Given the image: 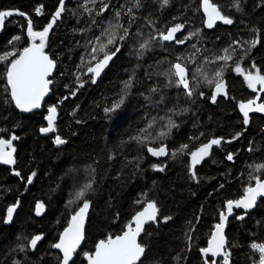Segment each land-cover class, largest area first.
Here are the masks:
<instances>
[{"label":"trees","instance_id":"1","mask_svg":"<svg viewBox=\"0 0 264 264\" xmlns=\"http://www.w3.org/2000/svg\"><path fill=\"white\" fill-rule=\"evenodd\" d=\"M210 1L233 23L208 30L202 0H169L167 5L139 0V7L136 0H67L45 45L56 62L52 95L41 112L24 114L11 98L7 65L33 42L29 20L33 31H43L60 0H0V12L13 13L0 28V57L15 52L8 62L0 61V139L17 137L11 146L15 164L0 165V264H61L53 245L85 201L86 239L71 264H86L85 253L121 234L150 201L159 207V218L140 238L146 247L142 264H205L200 249L207 246L226 202L241 198L255 184L252 177L264 179V170H255L264 164V114L251 112L245 123L240 109L255 99L264 104V90L249 87L244 78L257 70L264 75V0H239L240 10L235 0ZM105 4L107 10L101 11ZM117 22L123 25L117 43L105 51L120 50L94 84L88 68L103 58L97 38L106 43L102 34ZM178 24L183 28L176 39L187 38L185 43L161 38ZM124 29L127 36L120 40ZM252 41L259 42L252 47ZM225 49L233 59L217 61ZM177 62L188 68L191 96L171 75ZM237 63L243 74L236 72ZM221 69L227 95L213 102L214 86L207 80ZM121 100L115 111H105ZM51 107L58 116L54 132L45 136L40 129L48 127ZM169 118L178 127L160 138ZM57 135L66 142L56 144ZM141 135L149 138L142 144L134 139ZM213 139L221 143L193 169L191 152ZM165 144L170 149L166 159L149 156L148 147ZM185 144L187 150L177 151ZM89 183L84 197L77 198ZM17 204L9 220L8 209ZM38 204L45 208L42 217L35 211ZM242 215L229 222V261L256 264L260 253L251 245L264 244V200L247 218L239 219ZM37 235L42 238L32 248Z\"/></svg>","mask_w":264,"mask_h":264},{"label":"snow or ice","instance_id":"2","mask_svg":"<svg viewBox=\"0 0 264 264\" xmlns=\"http://www.w3.org/2000/svg\"><path fill=\"white\" fill-rule=\"evenodd\" d=\"M169 0H163V3L167 5ZM136 6L139 7V0H136ZM234 6L237 10H240L239 0H235ZM203 8L207 14V26L209 28L213 27L216 21H222L224 24H232L233 20L221 13L218 6L212 4L210 0H203ZM107 10V5L105 4L101 11ZM39 11V10H38ZM65 11L64 0H60L59 9L56 11L51 23L48 24L43 31H33L32 22H28V35L32 37L33 43L31 47H25L22 53L18 58L11 60L7 65V83L10 85L11 98L15 102L17 108L24 112H31L33 109L39 108L41 101L44 96L49 92V85L52 83L48 77L51 75L52 70L55 67V62L49 58L45 53L44 48L46 45L47 37L49 30L55 24L56 19L61 16V13ZM91 11V10H89ZM131 13V9L128 10ZM12 12H0V25L3 24L4 18L6 16L12 15ZM24 15L23 13H20ZM97 14H100L99 12ZM117 19L120 16L119 12H116ZM123 28L122 24L117 22L116 24L109 25V28L105 30L102 34L106 37V43H102L100 38H97L96 43L100 44L99 51L103 53V58L98 59L94 67H89L88 71L94 73L96 77L100 76L101 71L108 65L109 61L112 60L116 52H119V47L115 48V51H105L109 45H116L117 36L116 33ZM183 25H175L172 27L166 34L161 33V38L165 41L175 40L176 43L182 44L186 42V39H176V33L181 31ZM127 29H124V35L120 36L119 39L123 40L127 36ZM191 35H195L192 33ZM39 38L41 43L37 45L35 40ZM20 39V37H16ZM259 41H252L251 46L255 47L256 43ZM147 43L142 44L141 48H146ZM92 52H97V49L94 47ZM10 56H15V52L6 53L4 56L0 57V61L8 62ZM94 59L96 57H93ZM233 59L232 55L229 53L228 49L224 50V54L216 57L217 61L228 62ZM236 72L243 74L244 70L237 63ZM199 71V69L197 70ZM171 75L176 77V85L182 86L186 90V94L191 96L192 90L190 87L189 71L188 68L177 62L171 66ZM195 78V76H193ZM244 78L248 81L249 87L255 89L257 85L262 86L264 90V75L260 74L259 70L253 75L252 72H247ZM205 79H207L205 77ZM95 80H93V83ZM171 83V80H169ZM209 85L214 86L215 95L212 96L213 102L216 100V96L220 94L227 95L225 90L226 86L223 81V69L217 71L213 79L207 80ZM126 87L131 86V80L126 82ZM155 91V89H153ZM202 95V93H201ZM123 103V100L120 103L116 104L113 109H106L105 111H115L116 108H119L120 104ZM252 103L241 104L240 109L244 114V122H248V115L251 111H261L264 112V104H260L256 108L252 107ZM50 115L47 117L48 127L41 128L40 131L48 133L54 131V120L56 114V107L49 109ZM149 127H152L150 124ZM167 131L161 130L159 132V137H166L173 128L178 127V125L171 119H168L167 122ZM12 139H17L13 136ZM139 143H144L148 137L137 136L134 137ZM56 144H64L66 141L61 139L58 135L56 136ZM221 143L220 139H213L206 144L201 145L196 151L191 152L192 159V168L195 169V166L199 164L206 156L209 155L210 149L213 145H219ZM11 141L0 139V162L4 164H15V159L13 158L12 153L15 152V149L12 148L11 151H5L9 147ZM188 149V145H182L177 151L184 152ZM153 156H165L168 155L166 146L161 145L158 148L149 147L147 149ZM173 156L176 155L175 152L172 153ZM229 160H232V155L227 157ZM155 167V166H154ZM163 171V168L159 169ZM256 171L264 170V164L255 166ZM17 176L20 175L19 172L16 173ZM33 176L35 173L32 174ZM193 175L195 172L193 171ZM252 179L255 180V186L249 185L245 190V195L236 201L227 202V215L224 212H221L220 218L222 223L216 225V232L212 236V240L207 248H202L200 251L208 257L209 254L212 257H223V264H230L229 257L230 252L226 250V239L224 236V227L225 223L228 220V216L232 215L233 208H243L251 209L256 205L258 197H264V180H261L259 176H254ZM28 183H31V178L28 179ZM91 188V184H86L84 187L77 193V198H83L85 193ZM39 208H42L43 205H39ZM89 204L87 201L83 203V206L79 211L72 217L71 224L67 229H65L59 243L53 245V247L60 249L63 253L62 264H70V261L73 260V255L76 253L77 248L80 246L81 241L84 239L83 234V224L84 218L87 212ZM15 208L8 209V219L11 220L12 213ZM157 208L155 203H148L147 207L136 214L134 217L135 228L132 227V224L127 225V231L122 235H117L115 238L109 236L106 240H101L96 245L95 253L88 254L85 253L89 260V264H142L141 257L145 253V247L138 243L137 237L143 231V226L147 221H155L157 217ZM239 219H244L243 216H240ZM41 236H35L31 241V247L35 248L37 242L41 240ZM191 239V237H189ZM251 247L260 253V258L257 264H264V244L253 243ZM206 264H216L213 261H206Z\"/></svg>","mask_w":264,"mask_h":264},{"label":"water","instance_id":"3","mask_svg":"<svg viewBox=\"0 0 264 264\" xmlns=\"http://www.w3.org/2000/svg\"><path fill=\"white\" fill-rule=\"evenodd\" d=\"M66 2H67V0H64V8H65V5H66ZM211 2V1H210ZM212 3V2H211ZM213 4V3H212ZM215 5V4H214ZM59 6H60V3H59ZM59 6H58V8H57V10L59 9ZM217 6V5H216ZM201 9H202V14H203V16H204V23H205V27L208 29V30H213L215 27H216V25L218 24V23H223L222 21H216L215 22V24L213 25V27H211V28H209L208 26H207V14L205 13V11H204V8H203V0H202V3H201ZM56 10V11H57ZM56 13V12H55ZM64 12H62L61 13V16H62V14H63ZM55 15V14H54ZM61 16L59 17V18H57L58 20L59 19H61ZM32 43L33 42H31L27 47H31L32 46ZM37 45H39L40 43L39 42H35ZM44 51H45V48H44ZM22 53V52H21ZM20 53V54H21ZM45 53L49 56V58L50 59H52L53 60V58L51 57V55L49 54V53H47L46 51H45ZM19 57V56H18ZM54 62H55V60H53ZM109 63H110V61H109ZM109 63H108V65L103 69V71H101V73H100V76L99 77H96L95 75H93V80H95V82H94V84H96L97 82H98V80L101 78V76L103 75V73L105 72V70L109 67ZM55 70H56V62H55V67H54V69L52 70V73H51V75L48 77V79L49 80H51L52 81V83L49 85V92L47 93V95H45L44 96V98H43V100L41 101V105H40V107L39 108H36V109H33L31 112H24V111H21L19 108H17L21 113H24V114H30V113H39V112H41L42 110H43V108H44V106L46 105V103H47V101H48V99H49V97L52 95V87H53V76H54V74H55ZM8 87H9V90H10V85L8 84ZM226 90V89H225ZM10 95H11V91H10ZM224 95V94H223ZM14 102V101H13ZM14 104H15V102H14ZM16 106V105H15ZM52 108V107H51ZM49 109L50 108H48V114H47V117L50 115V111H49ZM57 116H58V114H57V110H56V114H55V120H54V127H55V123H56V120H57ZM46 121H47V124H48V120H47V118H46ZM54 131H51V132H48V133H44L43 132V134L45 135V136H49L51 133H53ZM13 136H15V135H13ZM12 136V137H13ZM12 137H11V139L9 140V141H11V144H10V146L9 147H7L6 149H5V151H11L12 150V145H13V143H14V141H15V139H12ZM16 137V136H15ZM164 146H166V148H167V151H168V155H165V156H153L149 151H148V154H149V156L152 158V159H154L155 161H158L159 159H166L168 156H169V153H170V149H169V146L167 145V144H165ZM153 147V146H152ZM160 147V146H159ZM149 148V147H148ZM155 148H158V147H155ZM12 155H13V158L15 159V152H13L12 153ZM0 165H3V166H6V167H11L13 164H4V163H2V162H0ZM262 180H264V179H262ZM30 185V183H28V186ZM253 186H255V184L253 185ZM244 195H245V193H244ZM243 195V196H244ZM242 196V197H243ZM241 197V198H242ZM241 198H239V199H241ZM239 199H237V200H239ZM261 200H264V197H258L257 198V201H256V205L253 207V208H251V209H243V208H233V213H232V215H229L228 216V220H227V222L225 223V227H224V236H225V239H226V245H225V247H226V250H227V248H228V237H227V230H228V226H229V222H230V220L232 219V218H234L235 216H237V214L238 213H243V217H244V219L245 218H247V213L249 212V211H251V210H253L254 208H256L257 206H258V204H259V202L261 201ZM230 201H236V200H230ZM148 203H155V202H153V201H150V202H147V204L141 209V210H139L137 213H139V212H141V211H143L146 207H147V205H148ZM40 204H38L37 206H36V214L39 216V217H42L44 214H45V208L44 207H42V208H39L38 206H39ZM155 205H156V208H157V217H156V220L155 221H147V222H145V224H144V226H143V231H141V233H140V235L137 237V241H138V243H140V238H141V236L143 235V233L145 232V229H146V227L147 226H149V225H151L152 223H155V222H157V220H158V218H159V207L157 206V204L155 203ZM14 208H15V210H14V212L12 213V215H14V214H16L17 212H18V210H19V204H17V205H15V206H13ZM12 207V208H13ZM226 215H227V202H226V204H225V209H224V211H223ZM136 213V214H137ZM136 214L132 217V219H131V221L128 223V224H132V227L133 228H135V222H134V217L136 216ZM88 219H89V210L87 209V212H86V215H85V218H84V224H83V234H84V239L81 241V243H80V246L77 248V250H76V253H74V255H73V260H74V258H75V256H76V254L78 253V252H80L81 251V249L83 248V246H84V243H85V239H86V230H87V225H88ZM71 221H72V218H71V220L69 221V223H68V225L64 228V230L62 231V233H61V235H60V237H59V239H58V242L57 243H59V241H60V239H61V237H62V234L64 233V231H65V229H67L68 227H69V225L71 224ZM219 223H222V221H221V218H220V220H219V222H218V224ZM127 224V225H128ZM125 231H127V226L125 227V230L121 233V234H119V235H122ZM216 232V226H215V228H214V230H213V232H212V235H211V237H210V239H209V241H208V244H207V246L205 247V248H207L208 246H209V244H210V242H211V240H212V236H213V234ZM117 236V235H116ZM112 237V236H111ZM108 238V237H107ZM106 238V239H107ZM113 238H115V236H113ZM106 239H103V240H106ZM101 241V240H100ZM99 243V241L97 242V244ZM96 244V245H97ZM141 244V243H140ZM96 245H95V248H94V250L92 251V252H88V254H94L95 253V249H96ZM142 245V244H141ZM56 250L61 254V257L63 256V253H62V251L60 250V249H57L56 248ZM145 253H146V247H145ZM145 253H144V255H145ZM144 255L141 257V260L143 259V257H144ZM201 255H202V257H203V260L205 261V264H206V261H215L216 262V264H218L219 263V261L221 260V259H223V257L222 256H219V257H212L210 254H209V256L208 257H205V255L201 252ZM84 258H85V261H86V264H89V260H88V258H87V256L85 255L84 256ZM72 260V261H73ZM72 261H70V264H71V262ZM61 264H62V260H61Z\"/></svg>","mask_w":264,"mask_h":264},{"label":"rangeland","instance_id":"4","mask_svg":"<svg viewBox=\"0 0 264 264\" xmlns=\"http://www.w3.org/2000/svg\"><path fill=\"white\" fill-rule=\"evenodd\" d=\"M0 28H2L1 25H0ZM165 34H166V33H165ZM32 41H33V39H32ZM36 41H39V42L41 43V41H40L39 38H37V39L35 40V42H36ZM93 75H94V74H93ZM255 90H257V91H261V90H262V86H261V85H257L256 88H255ZM250 102H254V103H252V107H253V108H256L257 106H259L260 104H262L261 102L258 101V99L252 100V101H250ZM250 102H247V103H244V104H249ZM251 112H259V113L264 114V112H261V111H251ZM251 112H249V114H250ZM242 113H243V112H242ZM243 115H244V114H243ZM248 116H249V115H248ZM256 264H257V263H256Z\"/></svg>","mask_w":264,"mask_h":264},{"label":"flooded vegetation","instance_id":"5","mask_svg":"<svg viewBox=\"0 0 264 264\" xmlns=\"http://www.w3.org/2000/svg\"><path fill=\"white\" fill-rule=\"evenodd\" d=\"M226 86V85H225ZM226 92H227V86H226ZM220 95H222V96H226V95H223V94H220ZM35 211H36V209H35ZM14 215H12V217H13ZM38 243V242H37Z\"/></svg>","mask_w":264,"mask_h":264}]
</instances>
